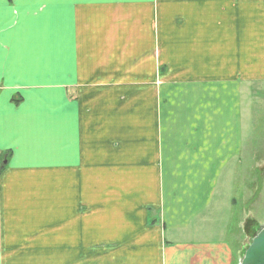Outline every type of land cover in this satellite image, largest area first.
<instances>
[{
  "label": "crops",
  "instance_id": "obj_1",
  "mask_svg": "<svg viewBox=\"0 0 264 264\" xmlns=\"http://www.w3.org/2000/svg\"><path fill=\"white\" fill-rule=\"evenodd\" d=\"M257 86L264 0H0V264H238Z\"/></svg>",
  "mask_w": 264,
  "mask_h": 264
},
{
  "label": "rangeland",
  "instance_id": "obj_2",
  "mask_svg": "<svg viewBox=\"0 0 264 264\" xmlns=\"http://www.w3.org/2000/svg\"><path fill=\"white\" fill-rule=\"evenodd\" d=\"M247 112L248 152L246 151L247 156L242 160L240 172L234 174V179L237 180L234 192L239 201L237 206L231 203L230 206H226V212L222 214L227 215V218L220 221L223 229L230 228L229 239H234L237 234L245 237V231L248 234L249 230V228L246 230V222L254 231L264 226V88L262 89V86L255 88V95L248 96ZM246 242L248 244L246 243L245 249L252 242L248 235ZM93 247L88 246V260L94 258ZM245 249L242 250L241 255Z\"/></svg>",
  "mask_w": 264,
  "mask_h": 264
},
{
  "label": "water",
  "instance_id": "obj_3",
  "mask_svg": "<svg viewBox=\"0 0 264 264\" xmlns=\"http://www.w3.org/2000/svg\"><path fill=\"white\" fill-rule=\"evenodd\" d=\"M239 264H264V226L254 234Z\"/></svg>",
  "mask_w": 264,
  "mask_h": 264
},
{
  "label": "trees",
  "instance_id": "obj_4",
  "mask_svg": "<svg viewBox=\"0 0 264 264\" xmlns=\"http://www.w3.org/2000/svg\"><path fill=\"white\" fill-rule=\"evenodd\" d=\"M1 168H2V167H1ZM1 168H0V171H1ZM248 228H249V230H248V232H249L251 229H250V227H247V229H248ZM253 232H255V231H253Z\"/></svg>",
  "mask_w": 264,
  "mask_h": 264
}]
</instances>
